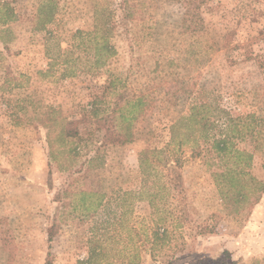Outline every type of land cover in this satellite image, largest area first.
Masks as SVG:
<instances>
[{
  "label": "rangeland",
  "instance_id": "obj_1",
  "mask_svg": "<svg viewBox=\"0 0 264 264\" xmlns=\"http://www.w3.org/2000/svg\"><path fill=\"white\" fill-rule=\"evenodd\" d=\"M5 1L18 17L0 39V264H77L90 239L120 252L117 264H264V193L251 205L258 194L248 174L220 181L224 165L235 167L232 154L220 167L191 158L200 124L185 120L203 104L213 119L256 114L264 129V69L244 48L230 50L248 42L264 55V0H206L202 39L183 31L185 0ZM108 18L115 53L92 66L78 44ZM67 49L83 57L72 76H62ZM139 97L152 107L133 121L135 139L109 143L97 118ZM68 120L82 121L80 138L62 135ZM246 128L231 131L234 147L253 153L246 170L263 180L264 141ZM181 140L189 161L163 166L157 151ZM147 149L156 154L141 166ZM240 184L245 203L235 201ZM156 227L165 229L158 242ZM135 246L140 259L130 263Z\"/></svg>",
  "mask_w": 264,
  "mask_h": 264
},
{
  "label": "trees",
  "instance_id": "obj_2",
  "mask_svg": "<svg viewBox=\"0 0 264 264\" xmlns=\"http://www.w3.org/2000/svg\"><path fill=\"white\" fill-rule=\"evenodd\" d=\"M206 0H185V13L182 17V26L184 32H189L191 36L196 38L202 39L205 34V20L202 15V6ZM44 10V8H43ZM48 13L44 16L45 19L43 22L47 23L50 22L54 18V11L49 9ZM17 13L14 7L5 0H0V39L3 40L2 33L5 31H9V24L17 19ZM126 17V12H125ZM111 21V18H108V21L102 23L101 33L98 34L97 28L93 30L92 33H87L90 39L82 38L83 32L77 31L75 36L81 37L82 40L78 44V47H82L84 58L86 59L85 62H91L92 66H99L104 64L106 60L115 53L114 46H112L108 40L107 36L111 29L114 27V24ZM94 33V34H93ZM264 38V32H263ZM4 41V40H3ZM91 45H90V43ZM230 42H226V45H229ZM232 43V41H231ZM213 47V44L206 45L207 49ZM244 48V55L246 59L255 60L257 65L260 68L264 69V55L262 54H254L253 50L250 48L248 42L244 44L235 43L234 46L230 49H243ZM73 51L70 49L62 50L61 54V64L64 65L62 76H72L76 73L75 69H77V60L79 58L81 60L82 56H73ZM53 63L50 64L49 69H51ZM89 67V66H88ZM91 68V64H90ZM84 68V69H90ZM144 98L139 97L135 101H130V103H125L123 107H116L109 115L101 116L97 118V123L99 128L106 129V139L109 143L112 144H124L127 142H132L135 139V132L133 129V121L136 120L140 115L144 114L147 109L152 107V104H144ZM194 109L191 112L190 116L186 117L185 120L200 124V131L201 134L199 135V139L194 137V145L192 148L191 158H197L200 156L206 157L204 162L207 163L209 166H216L220 167L222 165V161L230 156L231 154L234 156L235 160V167L228 168L224 165L225 171L223 172L220 181H229L232 185H236L238 179L234 174V171L248 174L252 181H254L255 188L253 189V193L258 194L253 201H250L251 205L258 203L260 199V195L264 193V179L258 180L256 179L249 171L246 169L251 166L253 153H249L247 150H240L237 147H234L235 142L233 139L232 133L236 131L238 124L244 123L247 127L246 130L249 131L250 135L255 138L258 137L260 142L263 143L264 141V129L262 126V119L258 118L256 114H246L244 117H235L229 113L222 119H213L210 116L203 115L202 109L204 108L203 104L195 105L192 107ZM128 109V114H125V110ZM184 118H182L183 120ZM182 120H178L172 126V129L178 125L179 122ZM244 120V121H243ZM80 120H68L64 129H62V135L66 138H80ZM220 127L225 124L226 128L222 129L220 133L214 132L213 129L216 128L217 125ZM260 128L258 129V127ZM232 131V133H231ZM237 132H241L238 128ZM233 139V140H232ZM184 143L183 140L177 143V148H165L157 151V153H162L163 157L160 158L159 162L166 167H183L188 159H183L182 155L179 154V150ZM169 147V146H167ZM155 155V151L145 150L140 156V164L144 166L145 163L147 164L150 162V155ZM160 155V154H159ZM152 162V160H151ZM241 166V163H243ZM239 167V168H238ZM264 167V162H263ZM217 180V182L220 183ZM218 183V184H219ZM244 185H239L236 187L235 190V201L239 203H245L249 192L244 191ZM222 199L226 200L230 191H223L222 190ZM102 203L100 200L99 204ZM249 203V204H250ZM162 228L156 227L153 230V240L158 242L163 239L165 236L164 230ZM215 229V226H212L209 230H202L203 233L205 232H212ZM57 232L56 225L54 229L50 232V235L53 237ZM140 249L138 246L132 248V252L129 256V262L134 263L140 259ZM120 256V252L118 256H111L110 253H107L106 248L102 246V244L98 245L96 239H90L87 243V255L78 260L77 264H100L102 259H106L102 264H117L116 260ZM123 258V254L121 256ZM226 260L223 259L222 261H208L206 259H202L199 264H226Z\"/></svg>",
  "mask_w": 264,
  "mask_h": 264
},
{
  "label": "crops",
  "instance_id": "obj_3",
  "mask_svg": "<svg viewBox=\"0 0 264 264\" xmlns=\"http://www.w3.org/2000/svg\"><path fill=\"white\" fill-rule=\"evenodd\" d=\"M260 205H264V198H263V200L261 201Z\"/></svg>",
  "mask_w": 264,
  "mask_h": 264
}]
</instances>
